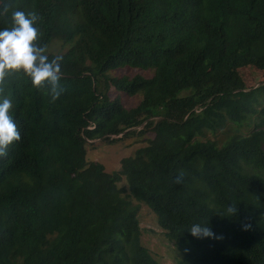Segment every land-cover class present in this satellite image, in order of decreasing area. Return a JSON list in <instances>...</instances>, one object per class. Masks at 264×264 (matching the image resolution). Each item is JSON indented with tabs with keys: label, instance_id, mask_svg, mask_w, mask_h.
Listing matches in <instances>:
<instances>
[{
	"label": "trees",
	"instance_id": "obj_1",
	"mask_svg": "<svg viewBox=\"0 0 264 264\" xmlns=\"http://www.w3.org/2000/svg\"><path fill=\"white\" fill-rule=\"evenodd\" d=\"M14 10L38 13L40 46L63 44L47 52L63 91L22 70L0 82L21 137L0 157V264H161L140 202L177 264H264V79L240 74L264 71V0H0V28ZM126 68L144 73L112 74ZM148 131L119 170L88 158L96 139Z\"/></svg>",
	"mask_w": 264,
	"mask_h": 264
},
{
	"label": "clouds",
	"instance_id": "obj_2",
	"mask_svg": "<svg viewBox=\"0 0 264 264\" xmlns=\"http://www.w3.org/2000/svg\"><path fill=\"white\" fill-rule=\"evenodd\" d=\"M39 19L38 13L34 11L14 10L11 12V26L0 28V82L10 72L22 70L31 78L33 86L41 87L45 82L50 84L51 99L55 101L63 91L58 84L62 75V56L50 58L46 48L37 43ZM11 108L12 100L8 96L0 97V157L7 154V148L14 140L21 138L17 124L10 115ZM243 227L248 228L249 225ZM188 230L194 237L214 235L211 228L199 223L192 224Z\"/></svg>",
	"mask_w": 264,
	"mask_h": 264
},
{
	"label": "rangeland",
	"instance_id": "obj_3",
	"mask_svg": "<svg viewBox=\"0 0 264 264\" xmlns=\"http://www.w3.org/2000/svg\"><path fill=\"white\" fill-rule=\"evenodd\" d=\"M68 47V45H66ZM65 47V48H66ZM63 44L60 42H54L51 46L47 48V52H56L63 50ZM135 73H144L143 70L138 69H123L112 71V74L115 75H123V74H135ZM151 73V72H150ZM240 74L245 81L246 85L249 87H254L258 85L259 80L264 79V71H257L252 67H242L240 69ZM139 95V94H137ZM124 103L127 106L135 105L138 101L136 97H129L126 95H122ZM161 113V109H159ZM228 127L236 129L232 126V124H228ZM254 128V124H244L240 127V131L243 134H248ZM226 128L220 133L213 134L211 132H207L206 135L200 137L201 139H224L226 136ZM235 132V130H234ZM153 133L148 131L143 135H136L130 138H124L122 140L110 143L107 140L96 139L93 143L95 144L94 148L88 150V158L98 159L109 171L119 170L121 166V159L125 156H130L134 154V151L140 147L144 146L148 142V138L152 137ZM132 145H129L131 144ZM264 146V145H263ZM121 186L125 189H128L126 180H122L120 183ZM128 192V191H126ZM140 209H138V218L140 220L142 234L141 241L144 246L149 248L153 256L161 263V264H177L179 259L182 258L178 247H175L173 241H171L165 233V230L159 225L157 216L152 211V209L146 205L145 203H139Z\"/></svg>",
	"mask_w": 264,
	"mask_h": 264
}]
</instances>
